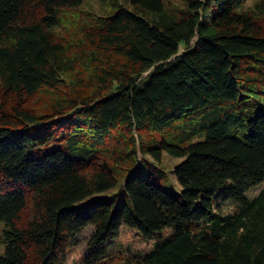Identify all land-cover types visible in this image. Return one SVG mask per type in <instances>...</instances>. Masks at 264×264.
<instances>
[{
    "label": "trees",
    "instance_id": "1",
    "mask_svg": "<svg viewBox=\"0 0 264 264\" xmlns=\"http://www.w3.org/2000/svg\"><path fill=\"white\" fill-rule=\"evenodd\" d=\"M85 1L0 0V264H264V0Z\"/></svg>",
    "mask_w": 264,
    "mask_h": 264
},
{
    "label": "rangeland",
    "instance_id": "2",
    "mask_svg": "<svg viewBox=\"0 0 264 264\" xmlns=\"http://www.w3.org/2000/svg\"><path fill=\"white\" fill-rule=\"evenodd\" d=\"M118 1L121 3H126L127 0H118ZM254 1L256 0H248V3L252 4ZM83 7L90 9L96 13H105L108 9L106 0H86ZM161 158H162L161 164L157 165V167L160 168L161 171H163L166 174L167 178L163 177L160 180V183L166 190L174 189V186L171 183L172 181L170 178L169 169H171L174 165H176L180 161V158H171L166 152L163 153ZM263 187H264V182L251 187L248 191H246V193L248 196H253L256 193H258V191H260ZM89 233L90 230L88 228L82 233L81 237L85 238ZM120 236L121 237L117 239L115 243L116 245L114 246L113 249L115 250L114 251L115 253H118L121 250L118 249L119 246L121 248L128 247L132 251H140L143 250V248L146 247V245H148L141 237L136 236V234L132 233V231H130L129 229L124 228L122 231V235ZM83 249H85V245L83 242H81L78 246L69 250L67 264L78 263V261L83 255Z\"/></svg>",
    "mask_w": 264,
    "mask_h": 264
}]
</instances>
